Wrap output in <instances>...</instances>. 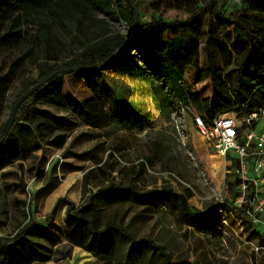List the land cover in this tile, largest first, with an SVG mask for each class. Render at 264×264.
<instances>
[{
	"label": "rangeland",
	"instance_id": "374dc122",
	"mask_svg": "<svg viewBox=\"0 0 264 264\" xmlns=\"http://www.w3.org/2000/svg\"><path fill=\"white\" fill-rule=\"evenodd\" d=\"M17 1L23 5L24 12L34 9L28 0ZM242 1L191 0L179 8L171 0H134V6L142 20L161 14L169 21L185 20L193 10L201 7L198 18L203 32H210L215 39L227 42L233 60L229 67L224 66L220 53L212 43L208 45V57L221 73L230 71L234 74L241 58L250 55L246 50L237 54L235 48L241 44L234 43L233 31L229 28L236 21L232 14L241 8ZM217 14L231 25L218 20ZM107 19L114 30L124 36L127 34L128 27L117 13ZM64 42L65 49L58 59L48 62L49 65L56 63L60 70L64 68V62L75 58L79 52L68 38ZM203 42V39L199 41L198 63L187 70L185 81L199 97L210 98L211 82L200 81V73L207 61ZM124 54L133 61L139 57L133 47L125 49ZM237 55L239 58L235 59ZM17 58L18 48L0 49L1 81L10 74L12 63ZM250 63L260 70L264 68L259 59ZM34 67L28 65L23 76H20L18 68L14 70L0 105V125L6 121L15 95L23 84L37 78L38 71ZM59 76L66 104L72 99L95 97L108 111L117 102H123L135 107L151 126L145 130L137 127L133 132L106 133L85 124L67 107L34 104L31 100L24 102L19 106L17 111L20 114L18 116L16 112L13 123H26L28 117L38 119L41 124L38 135L40 148L32 151L34 143L30 139L10 146L0 145L1 160L4 161V166L0 168V236L14 234L19 226L30 220L41 222L52 211L58 198L79 206L85 203L88 195L108 183L122 188L132 183L139 193L160 191L170 185L174 193L188 189L192 196L187 202L196 211H201L208 204H218L216 209L220 219L210 230L203 232L187 226L181 219V206L172 193H167L162 200L150 195L147 198L149 202L145 204L135 199L103 207L106 219L127 229L135 240L140 241L138 245L126 244L118 264H163V257L150 247L147 240L162 247L173 262L264 264V229L239 221L240 217L234 211V193L223 189L224 161L206 146L191 124L193 115L198 114L192 105L182 110L180 104L172 99L170 113H160L153 105L150 87L136 74L115 68L104 71L103 77L92 83L87 82L85 73L64 70ZM181 135L186 137L185 145L180 143ZM159 138L166 146L162 153L167 165L151 159L139 168V163L149 153L148 145ZM47 140L62 142V145L52 146L47 144ZM13 156L19 159L13 161ZM54 195L58 197L52 201ZM97 204L94 201L91 206ZM64 206L67 207L66 203L61 202L56 210V220L63 230L68 225L62 223ZM116 234L109 229L105 239H114ZM14 256H18L14 250L7 252L0 247V264H10ZM49 264H99V260L82 250L71 248L68 258Z\"/></svg>",
	"mask_w": 264,
	"mask_h": 264
},
{
	"label": "trees",
	"instance_id": "16d2710c",
	"mask_svg": "<svg viewBox=\"0 0 264 264\" xmlns=\"http://www.w3.org/2000/svg\"><path fill=\"white\" fill-rule=\"evenodd\" d=\"M28 1L33 4L34 9L24 12L23 5L17 0H0V49L18 48V58L12 63V71L2 81L0 76V105L5 99L9 82L17 68L20 76H23L28 65L35 66L38 74L36 79L23 84L15 95L13 104L37 82L52 72L59 71L56 63L49 65L48 62L58 59L66 46L64 39L68 38L79 52L75 58L63 63L64 70L70 71L68 69L72 67L85 68H81L82 72L79 73H85L88 83L101 79L104 71L114 68L124 73L136 74L150 87L153 105L160 113H170L172 99L185 106L192 105L205 119L224 111L248 113L264 107V68L260 70L250 63L251 60L259 59L264 67V0H243L241 8L232 14L236 21L229 28L233 31L234 43L241 44L235 48L237 54L245 50L250 53L249 56L241 58V63L234 74L230 71L221 73L213 67L208 57V45L212 43L220 53L224 66L229 67L233 60L227 42L215 39L210 32H203V25L198 18L202 11L201 7L193 10L185 20L169 21L158 14L149 17L148 20L140 19L137 24L133 9L134 0ZM188 1L191 2L171 0L179 8L186 6ZM214 5L217 6L216 1ZM138 7L140 9V6ZM113 13H117L118 18L127 25L128 31L125 36L114 30L107 19ZM216 17L222 22H227L218 14ZM227 25H231L230 22H227ZM227 38L230 39V36ZM202 39L207 61L206 67L200 73V81L211 82L210 98L199 97L185 81L187 70L198 63L199 41ZM130 47L139 53L136 61L124 54V50ZM118 48L119 51L103 68L94 70L95 66L111 57ZM238 55L235 59L239 58ZM159 83L163 86H159ZM62 84V78L58 74L24 102L31 100L34 104L67 107L85 124L105 130L106 133L133 132L137 129L142 116L135 107L117 102L106 111L95 97L72 99L66 104ZM17 113L19 116L20 112ZM2 127L3 123L0 125L1 146H10L30 139L34 143L32 151L40 148L38 135L41 124L38 119L28 117L26 123L14 122L7 130H3ZM46 142L57 147L62 145V142L57 143L55 140ZM165 149L163 139L150 142L149 153L145 160L139 163V168H143L146 161L151 159L166 166L167 160L163 159L162 153ZM1 159L3 154H0V168L4 166ZM12 159L16 161L19 158L13 156ZM167 193H172L178 200L181 206V219L189 227L203 232L210 230L220 219L216 209L218 204H208L201 211L192 208L187 202L192 196L188 189L174 193L169 185L160 191L139 193L135 191L132 183L124 188L108 183L97 192L88 195L85 203L79 206L64 198H58L52 211L41 222L30 220L19 226L14 234L0 236V247L7 252L14 250L18 255L10 259L12 261L10 264H43L49 260H63L69 257L72 246L90 253L99 260V264H118L119 256L126 250V244L138 245L140 241L135 240L127 229L106 219L102 208L128 203L135 199L145 204L149 202L148 196L153 195L162 200ZM94 201L98 204L93 207L91 204ZM61 202L67 205L65 213L70 219V226L66 236L67 242L54 247L51 226ZM234 211L239 217L245 215L243 208L235 207ZM109 229L116 231L117 234L114 239L106 240ZM147 242L163 257V264H197L186 260L173 262L162 247L154 245L150 240Z\"/></svg>",
	"mask_w": 264,
	"mask_h": 264
},
{
	"label": "built area",
	"instance_id": "2783aa9c",
	"mask_svg": "<svg viewBox=\"0 0 264 264\" xmlns=\"http://www.w3.org/2000/svg\"><path fill=\"white\" fill-rule=\"evenodd\" d=\"M191 124L224 161L223 189L234 193L235 207L243 208L239 221L264 229V107L248 113L224 111L207 119L195 113ZM180 143L186 144L184 135Z\"/></svg>",
	"mask_w": 264,
	"mask_h": 264
},
{
	"label": "water",
	"instance_id": "95a60500",
	"mask_svg": "<svg viewBox=\"0 0 264 264\" xmlns=\"http://www.w3.org/2000/svg\"><path fill=\"white\" fill-rule=\"evenodd\" d=\"M133 9H134L135 18H136V21H137V24H138L139 21H140L139 13H138V10H137V8L135 6L133 7ZM118 51H119V48L116 50V52L111 57L107 58L101 64L95 66L94 70H99V69L103 68L115 56V54ZM68 70L74 71V72H78V73L82 72L81 68H78V67H72V68H69ZM62 71H64V70H59V71L52 72L51 74H49L48 76H46L45 78H43L42 80L37 82L34 86H32L26 92H24L23 95L20 98H18L16 100V102L12 105L11 110L9 112V115H8L6 121L4 122L2 129L3 130H7L8 128H10L12 126V123H13V120H14V116H15L19 106L25 101L26 98H28L32 93H34L39 88L44 86L54 76L62 73Z\"/></svg>",
	"mask_w": 264,
	"mask_h": 264
},
{
	"label": "crops",
	"instance_id": "0c3cea01",
	"mask_svg": "<svg viewBox=\"0 0 264 264\" xmlns=\"http://www.w3.org/2000/svg\"><path fill=\"white\" fill-rule=\"evenodd\" d=\"M210 97H211V95H210ZM141 117V116H140ZM142 120V122H138V127H139V129H141V130H145V129H149V127L151 126L150 124H149V122H146V121H144V119H140V121ZM58 196H56V195H54L53 197H52V201L54 200V199H56ZM57 201V200H56ZM56 203V202H55ZM57 210V209H56ZM64 212V216H63V219H62V223H68V225H67V227H66V229H62V226L57 222V220H56V214H55V219H54V222H53V224H52V226H51V231H52V239H53V244H54V247H57V246H59V245H61V244H65L66 242H67V240H66V236H67V231H68V228H69V226H70V219L68 218V216L66 215V213H65V210H66V206H64L63 207V209H62ZM60 211H61V209H60ZM72 249H79V250H82L83 252H85V253H87V254H89L90 256H92L90 253H88V252H86V251H84L83 249H81L80 247H77V246H72ZM94 257V256H93ZM54 260H49V261H46V262H44V263H51V262H53ZM43 263V264H44Z\"/></svg>",
	"mask_w": 264,
	"mask_h": 264
}]
</instances>
